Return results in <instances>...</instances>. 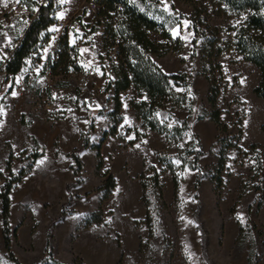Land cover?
<instances>
[{
    "label": "rangeland",
    "instance_id": "1",
    "mask_svg": "<svg viewBox=\"0 0 264 264\" xmlns=\"http://www.w3.org/2000/svg\"><path fill=\"white\" fill-rule=\"evenodd\" d=\"M30 1V3H20L18 23L14 22L13 26H0V37L4 30L14 33L16 38L20 36L27 22H31L36 15L37 4L43 3L44 0ZM82 1L80 0L78 8L72 11H69L67 0L57 6L59 9L57 15L63 14L69 20L68 25L71 31L66 37L67 42H72L77 38L84 39L82 55H79V59H89L80 66L83 71L79 70L78 76L70 75L66 82L57 80L59 84H68V86L76 88L75 91L77 84L88 76L89 70L98 65L102 68L104 80L109 82L112 74L111 63L110 68L105 69L101 60L102 55L108 52L114 40L110 34L105 33V30L107 26L114 25L113 23L120 15L118 11L121 8L118 6V10L115 11L105 8L104 13L101 10L97 15H93L82 6ZM126 2L160 23L170 36L173 35L168 40L170 43L161 42L167 43L171 52L175 48L179 50L188 39L191 41L193 37L191 17L205 20L210 27L219 29L220 42L218 45L221 50L219 54L216 56V48L211 50L207 41L200 38L197 42L195 59L199 64L198 72H202L203 59H216L220 64V67L213 72L215 78L222 75L218 107L223 112L224 119L222 121L228 124V132L238 135V139L227 138V132H221L217 127L218 134L212 142H201L200 164L205 169L206 176L201 180L198 200L193 198L196 171L190 169L187 164L180 166L181 160L175 158L177 152L183 150L186 145L195 146L191 135H189L188 142L182 147H177L178 150L175 154H169L168 150L176 143L171 144L166 151L172 157L173 164L177 168L178 192L176 198L173 197L174 186L173 193L168 200L164 199L163 194L162 198H158V193L149 195L151 203L147 218L145 213L143 219L127 223L129 221L126 217H119L113 211L108 212V215L107 206H105L106 200L100 202L101 192H91L90 198H85L88 201L81 200L80 205L85 208V212L73 231L67 234L66 232H55V226L52 228L50 236L52 257L64 263L76 261L84 264H208L202 257L201 233L197 230L193 220V212L198 209L197 218L202 229L207 233L205 253L210 264H264V181H262L264 176V138L260 136L262 133L260 126L264 123V111L260 113L253 108L250 111L243 100V94L239 95L236 89L241 86V80L246 79L248 84L255 80L257 75L252 68L241 64L238 68L239 73L234 68H227L230 64L236 63V59H240L238 56L241 55L236 52L234 46H229L228 43L234 41L236 28L244 24L246 13L226 10L219 0H191V2L126 0ZM20 17L22 18L20 19ZM174 20L178 25L173 26ZM227 31H230V35L226 34ZM187 32L191 34V37L188 38L185 35ZM179 33H182L183 36H180ZM47 34L49 36L48 32ZM156 34L160 36L158 32L149 33L154 39ZM2 42V38H0V43ZM177 42L180 43V46L174 47ZM190 52L188 53L189 59ZM177 55L182 59L180 52ZM6 89L0 93V97L3 99L2 109H10L14 100ZM15 98V100L19 99L17 95ZM96 101L83 99L81 102L77 101L75 106L78 109L81 107L89 109L93 104H97ZM194 102L197 105L201 104L197 99H194ZM59 118L62 116L57 115L53 119L44 117L40 119L54 122ZM87 118L90 119L91 116L88 114ZM21 119L24 122L31 120V118H24L22 114ZM10 131L14 132L15 128L11 126ZM186 135H188L187 131ZM221 137L228 139L227 141L231 143L236 142L242 151L233 147L226 150L224 166L220 172H217V158L222 147V143L219 141ZM182 141L183 136L180 139V142ZM251 144L259 146L254 151H249ZM179 145L181 144L178 143ZM4 146L9 148V143ZM191 158L192 156L188 157L189 160ZM7 162L8 159L5 162L6 165ZM26 162L27 155L25 153L16 157L12 155L9 160L10 170L5 173L8 174V177H10V172L13 175L16 174ZM104 171H106L105 165L101 169H97L101 181L105 178L102 175ZM92 198H94V202H91ZM97 198H99L98 203L95 201ZM259 204L261 205L259 206ZM57 211L55 206H51L45 212L49 216L56 214ZM77 212L81 215L80 210ZM97 214L102 221L92 223L91 220ZM104 217L108 219V222H104ZM32 221L34 226L27 235L30 243V248L27 249L23 246L22 241L18 240L17 230L10 226L12 230L11 245H13L11 251L21 264H36L44 255L47 230L42 209L39 206L32 209ZM119 224L123 228L129 227L131 230L119 232ZM149 227L151 235H149ZM136 237L138 244L131 247L129 243ZM96 248H98V254ZM5 252L6 250L0 251V264H14ZM120 257L121 261L119 262Z\"/></svg>",
    "mask_w": 264,
    "mask_h": 264
},
{
    "label": "crops",
    "instance_id": "2",
    "mask_svg": "<svg viewBox=\"0 0 264 264\" xmlns=\"http://www.w3.org/2000/svg\"><path fill=\"white\" fill-rule=\"evenodd\" d=\"M67 1L69 3V11L77 9L80 3V0ZM21 2L26 3L23 1ZM20 3H15V0H9L8 6L5 7L3 6V0H0V26L7 27L13 26L14 22L18 23V9L20 8ZM62 4L60 0H57V6ZM82 6L87 9L85 0L82 1ZM58 10L57 8L55 11V19L61 18V16L57 15ZM62 17L67 19L64 15ZM21 18L22 17H20V19ZM30 23V21L27 22L26 27L18 38H16L17 36H15L14 33L4 30L3 35L0 37L3 41L0 43V46L6 43H18ZM52 29H56V31H51ZM70 31L69 25L61 29L54 22L47 29L49 36L46 42L38 43L36 51L32 54L37 53L40 54L43 59H50L49 50L56 36L59 33H63L64 39L66 40ZM179 34L183 36L182 33ZM185 35L188 36V38L191 37L189 32ZM172 37L173 35H171V38ZM163 39L161 35L158 36L156 34L155 40L170 43L167 38L166 40ZM82 48L83 44L78 51L75 61L64 60L60 67L50 68L47 67V64L35 68L34 65L25 63L14 76V78L18 80L27 69H33L39 81H45L49 75L51 76L58 88L57 107L60 113L58 115L62 116V118L54 122L40 119L42 117L35 114L30 109L25 99L18 94L16 95L19 99L17 98V100H15L16 95H12L13 90L8 86V82L0 80V93L7 88L6 90H8L9 95L14 99L10 109H2L0 105V172L4 173L7 171L5 162L10 152L15 157L19 156L21 153L28 155L32 151H36V149L37 152L41 153L35 160L30 171L21 179L20 186L13 189L10 193V226L17 230L18 240L22 241L25 249L30 248L29 237L27 235L34 226L32 221V209H36V206L42 209L44 224L47 230L49 224L59 217L62 204L68 200L66 186L68 183L74 182L72 170L73 159L69 154L74 148L80 147L83 142V134L88 131L89 119L87 115L89 114L91 118H93L95 126V130L90 137L91 145L100 143L102 133L107 130L112 123L108 113L111 112L115 106L114 89L108 87L109 83L106 80L107 88L110 93L109 99L106 100L97 95L95 91V85L105 79L99 65L91 68V70L95 69L98 72L93 80L89 79L91 71L89 70L88 76L84 77L81 82L77 84V87L83 83H87L88 86L86 91L79 92L77 95L75 93L76 88L74 89V87L68 86V84L57 83L59 80L66 82L68 76L74 74L78 76L80 71H83L80 66L89 59H79L82 55ZM189 51H191L190 39H188L187 42L185 41L184 45L179 49L182 59H180L178 55H174L170 50L161 56H152L153 61L164 73L186 74L185 81L187 85L185 87L181 85L174 86V89L186 93L187 99L190 101L189 108L179 107L171 111H168V109H161L158 111V114L166 120L169 126L175 125L178 120H186L189 126V129L186 130L188 135H186L185 131L183 134V141L180 142L179 140L176 142V145L173 144L171 149L168 150L169 154H175L178 150L177 147H182V145L188 142L191 132L199 136L200 143L203 141L210 143L218 134L217 125L208 117L201 120L196 119L198 114L204 111L209 112L210 110V106L207 102L209 82L202 72H198L199 64L196 62V59L194 62L189 59ZM238 58L240 59H236L237 62L231 64L230 69L234 68V70L239 73L238 68L241 64H244L250 66L257 76L255 80L249 84L246 82V79L244 81L241 80V86L236 89L239 95L243 94V100L250 108V111L253 108L263 113L264 100L253 93V89L259 81V70L253 64L242 61L241 56H238ZM111 79H115L113 72L110 76V80ZM75 95L77 99L74 100L73 97ZM134 96L135 94L128 91V89L119 92V101L121 104L119 113L122 116V121L117 125V135H108L100 145L103 165H105L106 170H108L115 179V187L109 198L105 201L107 213L113 211L114 214H117L119 217L124 216L129 221L127 223L144 218L146 209L141 201L142 186L137 176L143 171L145 162L156 166L158 169L163 168V165L159 163L155 151L165 150L166 145L163 135L144 127L142 121L137 118L136 112L129 102ZM141 98L147 99L146 96H142ZM0 99H2V97H0ZM83 99H92L98 102L96 101L97 104H93L89 109H84L82 107L79 109L76 108L75 103L77 101L81 102ZM194 99L200 101L201 104L197 105ZM222 113L221 119L223 120ZM21 114L24 118H31V120L22 123ZM17 120L18 122H16ZM125 120H127L128 123H125ZM11 126L15 128L14 132L10 131ZM136 133H144L145 135L137 137ZM260 136L264 138L263 131L260 133ZM128 137H133V139H129ZM6 143H9V148H5L4 145ZM178 143L181 145L178 146ZM138 144L140 145L139 148L136 147ZM80 157L83 162V181L81 184L72 188L71 193L74 198L72 204L68 207L70 212H67L62 219L56 221L54 225L56 227L55 232H66L69 234L75 229L82 218V214L85 212V208H82L80 205L81 200H84L86 197L90 198L89 196H91L103 181H101V178H99L97 174L96 150L90 146L84 148L80 151ZM40 161L44 162L41 164L39 163ZM160 180L163 184L164 199L168 200L173 193L171 173L164 169L160 174ZM85 200L88 201L87 199ZM95 201L98 203L99 198L95 199ZM91 202H94V198L91 199ZM51 206H55L58 211L56 214L48 216L45 211ZM45 207L47 208L45 209ZM78 210L81 211V215L78 214ZM103 220L104 222H108L106 217H104ZM125 230L130 231L131 229L129 227L123 228L119 224L118 231L121 232ZM129 244L131 247L137 246V237L136 239L133 238ZM11 248H13V245H11ZM3 250L5 249L3 246L0 216V251ZM96 252L98 254V248H96Z\"/></svg>",
    "mask_w": 264,
    "mask_h": 264
},
{
    "label": "trees",
    "instance_id": "3",
    "mask_svg": "<svg viewBox=\"0 0 264 264\" xmlns=\"http://www.w3.org/2000/svg\"><path fill=\"white\" fill-rule=\"evenodd\" d=\"M30 3V0H21ZM183 2H191V0H181ZM226 10L231 12H245L246 18L243 25L236 28L234 41H228V45L234 46L236 52L241 55V60L253 64L259 70V81L254 87L253 93L264 100V0H219ZM120 14L118 19L113 23L114 25L107 26L105 33L110 34L114 42L111 44L108 51L114 45L118 46L119 55L116 59L111 61V72H113L115 79L109 80L108 87L114 89V109L108 113L109 119L112 122L111 126L102 133L100 143L97 145L90 144V137L95 130L93 118L88 120V131L83 134V142L80 147L74 148L69 156L73 159L72 170L74 174V182L68 183L66 186L68 192V200L61 206L60 215L57 219L53 220L46 233V243L43 257L36 264H84L83 262L77 263L72 261L69 263L60 262L53 258L50 252V236L51 230L56 221L62 219L69 211L67 208L72 204L74 196L71 193L72 188L81 184L83 162L80 157V151L87 147H92L96 150L97 169L103 166V159L101 155V143L108 135H117V125L122 121L120 115V101L119 92L127 90L129 86L133 85L136 89L135 96L129 102L136 112L137 118L142 121L144 127L153 130L165 138V150L155 151L159 163L163 165L162 169L156 166L144 163L143 171L137 176L141 182L142 195L141 201L146 208V218L149 213L150 199L149 195L158 193V198H162L163 184L160 180V174L165 169L172 175L174 186V199L178 192V178L177 168L173 164L172 157L166 153L171 144L179 141L184 132L189 129L186 120H178L173 126H169L166 120L158 114L161 109H168L171 111L174 108L186 107L189 108L190 101L187 99L185 92L176 91L174 86H186V74H166L158 65L153 61L152 56H161L169 51L167 43H161L150 37V32H159L163 38L171 39L163 26L148 17L146 14L139 12L132 5H129L126 0H105L103 3L104 13L107 10H118ZM57 9V0H48L44 4H37V12L35 18L31 21L30 25L24 32V35L19 40V43L14 49L12 58L5 66V70L9 75H14L20 71L25 63V59L36 51L38 43H44L48 39L47 29L55 22V11ZM99 11V13L101 12ZM193 37L191 39V54L190 59L194 62L196 58L197 42L200 38H204L209 46L216 48V56L219 54V29L210 27L205 20L190 18ZM199 25V27H198ZM230 32V31H229ZM232 42V43H231ZM179 47L180 43L177 42L174 47ZM178 49V48H175ZM67 60V59H64ZM216 59H203L202 73L209 82L207 92V102L210 106L209 112H202L196 116L197 120L208 117L213 121L221 132H227V138L238 139V135L229 133L228 124L221 119V109L218 107V96L221 92L219 78H215L213 72L220 67ZM207 66V67H206ZM146 96L147 99H142ZM2 99H0V105ZM22 121V119H21ZM22 123H25L22 121ZM261 131L264 132V123L260 126ZM137 137H142L145 134L136 133ZM191 140L195 142V146L186 145L185 148L179 150L175 158L181 160V165L187 164L188 167L196 171L195 180L193 183V198L198 200V189L201 185V180L206 176L205 169L200 164V156L202 154L201 143L199 136L193 132L190 133ZM228 139L223 137L219 138L222 143L221 150L217 158V172L224 166L225 152L233 147L242 151L236 142H229ZM259 145L251 144L249 151H254ZM41 155L40 152L32 151L27 155V162L23 165L16 174L10 172V177H5L4 183L0 186V216L2 223V237L4 248L7 252L9 260L14 264H21L11 251V234L10 227V193L14 189L13 183L21 181L31 169L35 160ZM192 156L189 160L188 157ZM12 157L10 152L8 155L7 170L9 171V160ZM258 162V159H257ZM260 163H258V166ZM259 168H261L259 166ZM105 178L95 191L101 192L100 202H104L111 195L115 187V179L108 171L102 174ZM264 181V176L262 178ZM217 184V183H216ZM79 197V196H76ZM261 204H259L260 206ZM197 210L193 212V220L196 224L197 230L201 233L200 245L203 259L210 264L205 253V237L206 232L202 229L201 224L197 218ZM102 221L99 214L95 215L91 222L100 223ZM149 227V235H151ZM14 234V233H13ZM122 256V253H121ZM121 261V257L119 262Z\"/></svg>",
    "mask_w": 264,
    "mask_h": 264
},
{
    "label": "built area",
    "instance_id": "4",
    "mask_svg": "<svg viewBox=\"0 0 264 264\" xmlns=\"http://www.w3.org/2000/svg\"><path fill=\"white\" fill-rule=\"evenodd\" d=\"M48 0H44L43 3H46ZM105 0H85V6L87 9L97 15L99 11L103 8V3ZM35 18V16H34ZM33 18V19H34ZM55 23L61 28L64 29L68 26V19L66 18H56ZM178 25L174 20L173 26ZM227 35H230V32H226ZM19 43V41H18ZM6 43L0 46V80L3 82H8V86L12 88L19 96L23 97L27 104L30 106V109L37 114L39 117H44L48 119H53L59 113L57 107V90L55 83L53 82L51 76L49 75L45 81H39L36 76V72L33 69H27L22 73L21 77L16 80L14 75H9L5 66L12 58L13 52L17 44ZM83 44L82 38H77L72 42H67L64 39V34L59 33L56 36L54 43L50 47V59L44 58L37 53L29 55L25 59V63L29 65H34L35 68L47 64V67H60L62 61L67 59L69 61H75L77 59V54L79 49ZM173 54H179L178 49L172 50ZM119 55V49L117 45H114L112 49L102 55L101 64L105 69L110 68V63L112 60L116 59ZM24 63V64H25ZM231 64L227 67L230 68ZM23 67V66H22ZM99 68L102 69L99 65ZM97 70L92 69L90 71L89 78L93 80L97 75ZM1 83V82H0ZM88 88L87 83H83L77 87L75 91L76 95L79 92L86 91ZM95 91L102 99H109L110 93L107 88L106 80L95 85ZM128 91L135 94L136 89L133 85L129 86ZM74 96L73 99H77V96ZM5 177H8V174L0 172V186L4 183ZM20 181L13 183V187L18 188L20 186Z\"/></svg>",
    "mask_w": 264,
    "mask_h": 264
},
{
    "label": "snow or ice",
    "instance_id": "5",
    "mask_svg": "<svg viewBox=\"0 0 264 264\" xmlns=\"http://www.w3.org/2000/svg\"><path fill=\"white\" fill-rule=\"evenodd\" d=\"M21 2V0H15V3H20ZM60 2L61 3H63V2H65V0H60ZM8 3H9V0H3V6H5V7H7L8 6ZM62 16H63V14H61V18H62ZM25 23H26V21H25ZM51 31H56V29H52ZM174 35H175V33H174ZM82 51H86V50H82ZM12 95L13 96H15L16 95V92L15 91H13L12 92ZM125 123H128V121L127 120H125ZM129 139H133V137H128ZM145 143H146V141H145ZM136 147H140V145L138 144V145H136ZM44 161H40L39 163H43Z\"/></svg>",
    "mask_w": 264,
    "mask_h": 264
}]
</instances>
